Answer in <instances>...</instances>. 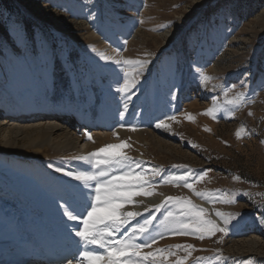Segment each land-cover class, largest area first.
<instances>
[{
	"label": "rangeland",
	"instance_id": "rangeland-1",
	"mask_svg": "<svg viewBox=\"0 0 264 264\" xmlns=\"http://www.w3.org/2000/svg\"><path fill=\"white\" fill-rule=\"evenodd\" d=\"M98 53L111 59L103 60ZM119 59L147 61L127 94L117 89L124 83L125 70L131 68L114 62ZM184 62L189 90L178 105ZM201 72L213 79L201 83ZM57 77L64 80L68 120L85 119V124L76 123L84 140L89 141L85 131L92 133L87 124L96 91L109 119L102 126L109 128L100 129L106 137L100 143L94 140L87 151L81 150L84 142L76 150L57 153L0 151V187L44 214L45 226L40 229L52 233L59 221L55 218L63 215V196L74 187L84 188L65 175L91 170L74 157L125 141L130 147L124 151L141 162L142 170L161 169L152 178L153 194L136 196L133 199L140 203L122 209L141 213L133 226L154 213L152 235L162 232L164 238L153 249L192 244L195 250L184 264H264V0H0L2 97L22 90L15 113L38 124L52 105ZM241 93L239 106L228 103ZM213 106L214 114H205ZM117 115L121 123L113 126ZM159 120L170 127L156 128ZM17 124L23 128L24 123ZM7 135L0 132V140ZM26 136L20 134L22 140ZM185 173L188 183L208 199L196 196L182 182H161ZM200 176L203 179H196ZM90 192L84 188L82 193ZM167 196L187 197L221 226L218 211L240 215L231 220L227 234L217 232L203 240L170 235L161 222L169 211L178 214L179 207L154 208ZM233 197L235 202H224ZM44 199L50 202L44 204ZM58 203L63 207L56 209ZM13 230L12 220L0 209V237ZM0 243L4 248L17 245L13 240ZM174 251L177 255L169 256L166 264L187 254Z\"/></svg>",
	"mask_w": 264,
	"mask_h": 264
},
{
	"label": "snow or ice",
	"instance_id": "snow-or-ice-1",
	"mask_svg": "<svg viewBox=\"0 0 264 264\" xmlns=\"http://www.w3.org/2000/svg\"><path fill=\"white\" fill-rule=\"evenodd\" d=\"M103 60H109L111 57L98 53ZM116 64L124 66L126 69L131 68V72L125 70L124 83L117 90L122 93H130V89L134 86L135 79L139 75V69L142 68L147 61L133 59H119L114 61ZM201 83H207L211 76L201 72L199 74ZM243 101V94H237L234 99L228 100V103L235 106ZM215 106L206 110L205 114L213 115ZM251 115V113H249ZM123 115V114H121ZM186 118L193 119L191 114H187ZM166 119L174 120L175 117ZM156 128L168 129L165 120H159ZM134 130V129H133ZM243 128L236 132L237 138H240ZM84 135L88 140H93L91 134L85 131ZM116 135V133H113ZM130 147L125 141L120 143L105 144L86 155L74 157V159L84 161L90 166L91 170L86 171H66L65 175L72 177L80 182L84 188H90L88 194L81 193L79 200L75 204L64 207L63 215L68 221L78 222L70 224V237L78 240L73 242L76 244L78 255H73L68 264H166L169 256H176L174 249L184 250L187 254L183 257H177L174 264H184V261L192 255L195 250L192 244H175L166 248H155L153 246L158 239H163L164 234L158 232L152 235L151 226L155 219V215L150 214L142 223L135 226L131 224L136 217L141 216L140 212L122 211L125 205L140 203L133 198L136 196H151L154 192L152 188L153 177L160 175L161 169L142 170L141 162L136 161L127 154L124 149ZM57 171L64 172L62 168ZM150 173V174H149ZM189 174L171 176L162 179V183H180L191 189L193 193L201 198L208 199L203 192H198L188 183ZM203 179V176L196 177ZM239 179V177H234ZM226 203L235 202L234 197L225 200ZM166 205H176L179 207V213L176 214L169 211L162 221L164 232L170 235L194 236L203 240L206 237H212L217 232L227 234L231 220L240 214H231L217 212V216L221 217L223 226L218 225L213 220L206 218V210L192 203L187 197L167 196L159 204L155 205L156 211ZM145 211H148L145 208ZM264 223V217L261 219ZM128 225V229L123 232ZM143 249H152L143 251ZM218 251V250H217ZM221 257L217 256L219 260ZM197 260L206 259L198 257Z\"/></svg>",
	"mask_w": 264,
	"mask_h": 264
},
{
	"label": "bare ground",
	"instance_id": "bare-ground-1",
	"mask_svg": "<svg viewBox=\"0 0 264 264\" xmlns=\"http://www.w3.org/2000/svg\"><path fill=\"white\" fill-rule=\"evenodd\" d=\"M183 68L184 81L179 92L177 100L178 105H182L184 103V101L186 100L187 92L189 90V87L187 86V82H189V75L186 62L183 63ZM56 86L57 88L52 100V105L46 111V116L39 119L38 124H36V120H33V118L25 122L26 117L21 116V114L15 113V110L17 109H15L16 105L14 104H17V98L22 96V90H16L14 93H11L10 91L7 92L9 96H7V98L0 97V106L2 107V111L0 112V132L8 134L5 139L0 140L1 152L8 153L12 152L13 150L21 149V151H23L25 154H30V152L42 154L46 150L50 149L57 153L76 150L78 149V147L80 148V144L82 142L84 143L82 144L81 150L87 151L88 146H91L90 144H92L94 140H97L98 143H100L99 141L103 140L106 137L105 133L100 132V129H108L109 126H102V124L98 121V117L105 115L104 110L101 107L102 99L98 91H96V103L91 109L92 118L87 124V128H89V130L92 132L91 135L93 136V140L86 141L83 139V136L79 135V133L77 132V124H85V119L80 118L81 120H79V122H74L75 125L68 120V116L66 113H69V109L64 104L66 94L64 91V80L61 77H57ZM11 107L12 109H10ZM34 115L36 116V113ZM117 117L118 115L116 116V118ZM18 122L24 123L23 128L22 126H20V124H17ZM117 123H121L120 117H118L115 122H111L113 126ZM22 133L28 134L29 136H26V138H23L22 140L20 138V134ZM151 198L152 197L147 199L151 200ZM49 202V199L43 200L44 204H48ZM55 208H59V204H57ZM0 209L6 216H8L12 220L15 227L13 233L0 237V240H13L17 242V245L13 246L12 248H4L0 243V264H22L26 260L20 259V251L22 249L21 246L25 244V242L21 241V239H25L27 236H38L45 234V230L39 228H42V224L45 223L44 214L32 207V205L28 201H25L18 196H10L7 193H4L1 187ZM46 212L52 214L51 210L47 209ZM57 215L58 214H54V216H52L57 217ZM5 223L9 224V222ZM248 247L253 248L252 245H248ZM64 249L67 252H70L68 248L64 247ZM66 251L64 253H67ZM10 255H12L13 257L17 255L19 257L18 259L21 260L22 263L18 262V259H15L16 257L13 260L7 259V256ZM73 255H78L77 247H75V251H73L71 254H68L60 259L51 261L48 259H38L35 262L33 260L26 261L25 264H68V261L72 259ZM73 264H76V262L73 261Z\"/></svg>",
	"mask_w": 264,
	"mask_h": 264
}]
</instances>
